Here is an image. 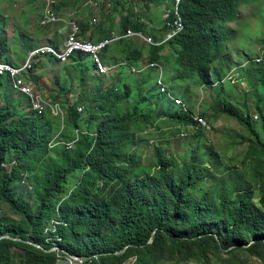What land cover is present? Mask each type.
<instances>
[{
  "label": "trees",
  "instance_id": "trees-1",
  "mask_svg": "<svg viewBox=\"0 0 264 264\" xmlns=\"http://www.w3.org/2000/svg\"><path fill=\"white\" fill-rule=\"evenodd\" d=\"M143 1L146 7L154 3ZM249 6L253 16H264V0L183 1L185 29L172 43L179 47L173 90L192 111L193 88L208 85L223 92L243 71L254 75L255 86L264 84L263 64L252 63L249 72L238 69L230 79L231 63L221 49L223 43L228 48L239 42L240 31L228 24L238 23ZM0 23H6L2 15ZM135 25L130 19L122 23L124 29ZM113 26L122 32L119 24ZM81 27L88 30L86 24ZM5 29L0 28V57L13 64ZM156 54L151 52L152 60ZM126 57L137 60L141 54L127 51ZM61 71L59 60L47 56L28 77L48 94H43L46 100L65 111L63 140L79 138L72 150L49 149L60 121L50 110L38 117L28 111L29 103L16 106L8 97L9 77L0 76V264H56L57 253L49 251L53 244L47 243L45 232L53 218L60 223L57 235L62 239L56 244L70 254L90 257L84 264H126L132 258L137 259L134 264H210L211 256L223 264H264V95L259 90L253 97L259 132L245 105L238 110L220 97L212 107L216 119H233L250 137L231 138L227 152L232 146L246 147L241 168L253 174L259 202L255 191L240 184L236 167L226 178L232 180L229 187L210 192L220 191L218 199H197L201 186L226 176L229 167L210 149L202 153L190 144L186 154L175 152L172 144L183 141L178 130L193 126L196 131V126L188 115L165 108L166 100L151 90L150 75L107 87L108 80L94 76L83 56L63 68L66 75ZM142 149L151 154L148 165L140 164ZM77 174L78 182L67 191Z\"/></svg>",
  "mask_w": 264,
  "mask_h": 264
},
{
  "label": "clouds",
  "instance_id": "clouds-1",
  "mask_svg": "<svg viewBox=\"0 0 264 264\" xmlns=\"http://www.w3.org/2000/svg\"><path fill=\"white\" fill-rule=\"evenodd\" d=\"M168 1L165 20L160 28H156L155 19L148 18L142 10L143 3L147 10L153 5H160L155 0L149 7H146L143 0H122V3L119 0L121 3L119 6L114 4V0H85L81 3L75 1V4H72L71 0H5L0 4V15L6 22L5 25L0 23V28L6 27L3 31L6 38L4 43L12 49L10 57L13 61L11 64L0 57V76L9 77L13 93L25 98L29 103L28 111L43 117L50 110L51 115L60 121L59 128L54 131L48 144L49 149L63 147L66 150H72L79 138L72 142L63 140L65 111L60 104H51L46 100L28 77L34 65L44 62L47 56L59 60L61 75L67 74L63 68L70 65L74 57L83 56L85 63L93 67L94 76L108 80L107 87L110 84H123L141 75H150L151 90L162 96L166 100L165 103H170L172 111L188 115L196 126V131L193 126L185 130L181 127L178 130L181 139L185 140L189 135L195 136L199 130H209L207 116L197 114L195 110L192 111L191 107L178 95V90L177 92L173 90L179 75L176 65L179 47L172 43L185 29L181 11L184 0ZM83 6H90L94 12L88 22L80 17ZM117 7L118 10H116ZM247 9L249 12L245 15ZM107 17L113 18L115 22ZM125 19H130L137 25L124 29L122 23ZM259 21H264V16H253L249 6L240 14L238 23L228 24L231 30H239L240 35L239 42L234 46L227 48L224 43L221 45L226 60L236 56L237 59L244 58L247 67H250L252 63L264 64V25L259 34ZM107 23L110 25L108 26ZM82 24L88 26L86 32L83 31ZM118 24L122 32L117 31L113 26ZM8 32L13 36H7ZM43 38L50 39L51 42H44ZM19 43L21 46L18 45ZM126 44H129L130 48H126ZM153 50L157 51L154 60L151 59ZM127 51H137L141 57L137 60H128ZM119 68H128V73L118 72ZM52 69L54 73L58 72L55 66H52ZM233 70L236 72L235 75L232 74ZM237 71L238 67L231 63L228 72L230 79L237 75ZM180 84L182 82L177 85ZM212 84H214L213 81ZM21 87L30 89L32 97H37L47 104L43 113L35 110L29 97L19 92ZM200 87L203 88L197 91L205 92V86ZM193 90L196 89L193 88ZM67 99L68 105H72L73 96ZM81 111L79 109V112ZM199 118L205 121L204 126L198 124ZM23 184L27 185L26 181Z\"/></svg>",
  "mask_w": 264,
  "mask_h": 264
},
{
  "label": "rangeland",
  "instance_id": "rangeland-1",
  "mask_svg": "<svg viewBox=\"0 0 264 264\" xmlns=\"http://www.w3.org/2000/svg\"><path fill=\"white\" fill-rule=\"evenodd\" d=\"M4 1L5 0H0V4L3 3ZM75 1H79L81 3L85 0H71V3L75 4L76 3ZM155 2L160 5H153L151 9L147 10L148 8H145L144 3H143L142 10H143V13L147 14L148 18L155 19L156 26H157L156 28H160L163 25V22L165 20V13L167 11V4H169V1L168 0H155ZM121 3H122V0H121ZM248 12H249L248 9L245 10V15H248ZM93 14L94 12L90 6H83L81 13H80V17L84 18L85 21L88 22L91 20ZM263 25H264V21L258 22L259 34L262 31ZM6 35L13 36V34L10 32L6 33ZM43 41L51 42V40L47 38H43ZM18 45L21 46L20 43ZM228 61L232 63L233 65L237 66L238 69L243 68L245 71L247 70L246 72H249V69L245 63L244 58L237 59L236 56H234V58L228 59ZM117 71L127 74L128 68H119ZM243 72L240 73L238 77V81L234 82V84L232 85H227L224 88L223 92L222 91L217 92L219 87L217 89L212 90L211 86H205L204 87L205 92H203L202 90L197 91V89L194 91L195 98L191 106L197 114L207 116V119L209 121V130L203 131L202 134H200V136L198 137L197 139L198 141L192 142V138L189 135L188 138H186L185 140L180 141V142H175L172 144V148L176 150L175 152H177L179 156L186 154L188 150V146L191 144L190 146H199L202 153L206 152V149H210L214 151L216 155H218L221 158H225L226 160V167H229V173L224 177H220L219 178L220 180L218 181H211L213 183H210V184L206 183L205 185L203 184L200 190L195 194L197 199H200L205 195H207L208 200L218 199V195L220 191L214 194H210V192L214 189L223 190L230 186V184L232 183V180L228 181L226 180V178L231 172L234 171L233 170L234 167L240 170L237 172L240 175L239 177L240 184L243 183L250 190L256 192L254 194L255 200L260 199L257 186L253 180V174L250 171H245L244 169L241 168V160L246 151V147L243 146L241 148H237L236 146H232V149L229 152H227V147L232 145V141L230 140L231 138L243 136L249 139L250 137L246 133L245 129L242 128L233 119H228L226 117L216 119L213 115L214 113L212 112V107L214 106L215 100L220 97H226L230 102L237 105L236 109L238 110H244V105H245L247 108L249 117L252 119L250 121L251 124L253 125V127L255 128L257 132L260 131V116L257 112L258 109L253 105V97H254L256 90H259V93H261V95H264V91H261L262 89H264L263 88L264 84L263 85L257 84V86H255L254 83L256 82L254 79V75H252L251 73H243ZM232 74L235 75L236 72L233 70ZM43 82L48 83V80L44 79ZM45 87L49 88V86H45ZM41 93L46 94L48 96L47 93H44L42 91ZM8 97L13 101L14 104H16V106L20 105L23 108L27 107V102L25 98L23 99V97L15 93L13 94L11 87H8ZM165 108L166 109L171 108V104L165 103ZM262 108L263 107H261L260 109ZM182 130H185V129L182 128ZM260 133L263 137L264 136L263 131H261ZM150 158H151L150 152L142 149V159H141L140 164L148 165ZM207 165L209 166L208 163ZM79 177H80L79 174L74 176V178L70 181V184L66 188L67 191H70L76 185ZM217 183L220 184L218 187L216 186ZM216 201H219V200H216ZM224 256H227V254H224ZM250 260L257 261V259L252 256L250 257ZM134 262L137 263L136 258H132L126 264H134ZM187 264H198V263L191 261L190 263H187ZM210 264H223V263L220 262L217 256H211Z\"/></svg>",
  "mask_w": 264,
  "mask_h": 264
},
{
  "label": "built area",
  "instance_id": "built-area-1",
  "mask_svg": "<svg viewBox=\"0 0 264 264\" xmlns=\"http://www.w3.org/2000/svg\"><path fill=\"white\" fill-rule=\"evenodd\" d=\"M20 85H22V82H19ZM19 92L28 96L30 99V102L32 104V106L34 107L35 110H38L39 113H43L46 109L47 104H45L42 100L38 99L37 97H32L31 95V91L28 88L25 87H21L19 89ZM197 122L199 125L204 126L205 125V121L201 118L197 119ZM60 225L58 219L53 218L50 222H49V226L46 228L45 232L47 234V243L52 242V247L49 249L50 252H56L57 253V258H61V257H67V252L64 250H61L60 247L56 244V241H60L61 242V237L59 235H57V230H58V226ZM37 247L43 248L41 245L35 244ZM20 264H24V263H20ZM80 264H84V263H80Z\"/></svg>",
  "mask_w": 264,
  "mask_h": 264
},
{
  "label": "water",
  "instance_id": "water-1",
  "mask_svg": "<svg viewBox=\"0 0 264 264\" xmlns=\"http://www.w3.org/2000/svg\"><path fill=\"white\" fill-rule=\"evenodd\" d=\"M255 202L258 203L259 200H255ZM153 238L154 236L151 237L150 243L153 241ZM126 249L127 247L122 251L118 252V254H122ZM66 256L67 257L58 258L56 264H80V263H85L90 259V257L88 256H77L70 254L69 252H67Z\"/></svg>",
  "mask_w": 264,
  "mask_h": 264
},
{
  "label": "bare ground",
  "instance_id": "bare-ground-1",
  "mask_svg": "<svg viewBox=\"0 0 264 264\" xmlns=\"http://www.w3.org/2000/svg\"><path fill=\"white\" fill-rule=\"evenodd\" d=\"M14 94V93H13ZM24 99V98H23ZM29 107V106H28ZM46 114V113H45ZM51 118V117H50ZM52 119H53V117H52ZM56 119V118H55ZM57 122H58V120H57Z\"/></svg>",
  "mask_w": 264,
  "mask_h": 264
}]
</instances>
